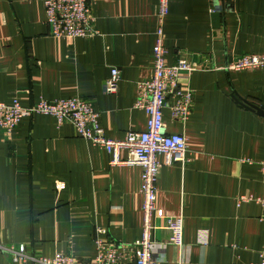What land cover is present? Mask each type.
Wrapping results in <instances>:
<instances>
[{
    "label": "crops",
    "instance_id": "1",
    "mask_svg": "<svg viewBox=\"0 0 264 264\" xmlns=\"http://www.w3.org/2000/svg\"><path fill=\"white\" fill-rule=\"evenodd\" d=\"M158 2L96 0L97 32L72 39L51 35L43 0H0V100L29 106L80 95L101 111L109 137L145 130L148 115L135 101L137 82L153 74ZM165 47L169 64L186 54L201 69L182 78L195 91L186 126L164 108L169 132L186 133L191 160L167 166L165 155L158 157L155 256L161 264H259L262 207L239 198L264 195V116L237 98L264 107V69L225 67L246 53L264 55V0H171ZM111 66L122 76L115 94L104 91ZM173 102L169 95L167 104ZM110 159L50 114L24 117L11 133L0 130V242L26 243L46 256L69 253L84 264L97 255L98 228L106 241L141 238L142 168ZM180 214L181 248L164 227V216ZM0 264L25 263L0 251Z\"/></svg>",
    "mask_w": 264,
    "mask_h": 264
},
{
    "label": "built area",
    "instance_id": "2",
    "mask_svg": "<svg viewBox=\"0 0 264 264\" xmlns=\"http://www.w3.org/2000/svg\"><path fill=\"white\" fill-rule=\"evenodd\" d=\"M46 20L55 38L92 37L97 31L92 7L96 0H43ZM171 0L158 2V29L153 47V74L137 82L138 93L135 107L148 115L147 128L143 131L130 130L123 138L114 139L107 135L101 123V111L92 101L75 95L57 99H41L29 106H23L18 99L6 102L0 100V130L11 133L24 117L33 114H50L59 126L72 123L85 140L91 142L111 156V165H139L142 168L140 191L143 195V226L141 238L133 242L106 241L99 234L106 232L98 228L95 238L97 255L84 264H161L155 256L154 217L157 213L158 179L163 164L158 157L165 155V165L179 161L182 166L190 162L189 146L185 132L171 133L164 120V108L169 107L171 117L185 127L192 112L195 91L182 78L189 79L193 72L200 70L198 62L188 55H182L177 62L166 61L165 22L170 11ZM216 9L214 8L213 11ZM229 70L248 71L264 69V55L246 53L225 67ZM122 80L121 71L111 66L110 75L104 84V91L115 94ZM172 95L174 102L167 104ZM122 150L127 156L122 157ZM247 161H252L247 159ZM264 185V160L260 162ZM255 200L262 207L264 221V195L256 198L241 196L239 201ZM164 227L171 231L170 241L184 245V217L164 216ZM0 251L10 254L15 261L25 264H81L69 253L57 252L46 256L29 251L26 243L3 244ZM259 264H264V248L259 252Z\"/></svg>",
    "mask_w": 264,
    "mask_h": 264
},
{
    "label": "water",
    "instance_id": "3",
    "mask_svg": "<svg viewBox=\"0 0 264 264\" xmlns=\"http://www.w3.org/2000/svg\"><path fill=\"white\" fill-rule=\"evenodd\" d=\"M212 16L216 19V22L218 23L219 18H220V12L215 11V12H213ZM234 96L236 97V94H234ZM237 99L239 100V102L242 105H244V106L248 107L249 109H251L252 111L264 116V107L258 106L252 102H249L245 98H237Z\"/></svg>",
    "mask_w": 264,
    "mask_h": 264
}]
</instances>
